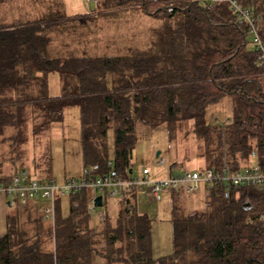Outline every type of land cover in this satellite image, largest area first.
<instances>
[{"label": "trees", "instance_id": "16d2710c", "mask_svg": "<svg viewBox=\"0 0 264 264\" xmlns=\"http://www.w3.org/2000/svg\"><path fill=\"white\" fill-rule=\"evenodd\" d=\"M237 1L257 15L264 44V0ZM103 6L131 7L160 25L151 29L148 45L104 54L83 43L54 42L88 29L91 17L69 18L48 9L34 20L0 24V144L9 146L4 159L27 172L28 126L39 138L74 109L82 170L92 169L94 177L132 178L138 125L165 126L171 137L189 122L203 145L205 167L239 168L255 159L264 170V61L249 47L248 22L225 2L103 0ZM53 73L62 84L57 96L49 92ZM225 99L231 118L216 124L211 107ZM41 157L44 165L35 167L49 179L50 156ZM168 192L169 256L153 257L152 219L138 212L137 188L122 194L116 220L106 215L101 222L87 212L94 192L86 189L57 199L53 228L31 204L9 216L8 231L0 237V264H264V187H215L203 193L202 212H188L177 191Z\"/></svg>", "mask_w": 264, "mask_h": 264}, {"label": "rangeland", "instance_id": "374dc122", "mask_svg": "<svg viewBox=\"0 0 264 264\" xmlns=\"http://www.w3.org/2000/svg\"><path fill=\"white\" fill-rule=\"evenodd\" d=\"M65 1L68 8L73 6L72 9L70 7L71 11L69 10L72 14L78 12L77 7L94 9L97 4L95 3L96 0H75L76 3L73 0ZM58 2L59 0H25L17 3L13 2L12 8L16 9L18 6V8L23 7L24 10L31 11L34 5L40 6L44 3ZM101 9L103 10L98 13L99 15L95 13L89 16L91 18L95 17V19H90L88 29L87 27L84 28L85 38L88 37L91 40L90 46H96L97 53L115 54L118 51L122 52L126 46L148 45L151 29L160 25L159 22L143 14L140 10L131 7L116 6L107 9L102 6ZM249 47H254L253 37H250ZM57 76L58 74L49 77V91L53 96L61 93L59 82H54ZM211 109L215 116L213 122H216V124H223L231 118V106L227 99L211 107ZM72 111L75 110L68 109V114L65 116L66 120L54 125L49 132L42 134L39 138L32 135V125L28 126L29 140L24 146L26 156L23 161L25 167L30 169L27 171L29 176L37 179L45 176L40 173L39 168L34 170L36 168L35 164L40 167L44 165L46 157H41L44 155L50 156L51 172L58 181L63 179L66 168L71 169L72 165L79 164V150L77 148L76 151L77 143L74 141L78 138L79 125L76 113L74 114ZM11 131L12 129L9 128L4 136ZM74 135L77 137H74ZM136 136V145L133 152L134 176L139 177L144 168L151 170L152 179H159L169 175H179L184 172L199 170L206 166L204 159L201 157L203 145L192 133L191 122L186 123L184 128L174 132L171 137L165 126L151 128L138 125ZM66 137L70 140L67 141ZM49 141L50 144H48ZM80 145L79 141V147ZM113 145L114 131L111 129L108 133V148L111 153L113 152ZM8 149V144H0V157L2 159L0 179L9 178L21 170L18 163L13 164L4 159L9 158L6 155ZM162 160L163 164L158 166L157 163ZM251 163L255 165L256 160L252 159ZM68 164L70 166H67ZM203 193L201 191L186 198H179L188 212H202L207 210V197ZM121 202L122 196L105 199L104 205L97 210L96 214L92 215L93 219L99 221L98 216L102 213L107 215L109 219L116 220V216L121 209ZM42 204L44 203L42 202ZM137 209L139 213H146L152 219L151 240L154 259L158 260L160 257L171 255L173 244L170 193L165 192L161 194L157 201L151 202L142 189H137ZM15 212H18V210H15ZM62 212L64 217L68 216L69 203L67 199L63 200ZM156 264L162 263L157 261Z\"/></svg>", "mask_w": 264, "mask_h": 264}, {"label": "built area", "instance_id": "2783aa9c", "mask_svg": "<svg viewBox=\"0 0 264 264\" xmlns=\"http://www.w3.org/2000/svg\"><path fill=\"white\" fill-rule=\"evenodd\" d=\"M201 3L213 6L216 3H228L231 10L249 24L250 34L253 37V46L258 53V60L264 61V44L258 32V17L251 9L243 7L237 0H198ZM163 164V160L157 165ZM215 187L229 191L239 187H264V170L257 164L232 168L228 164L215 169H203L184 172L179 175H169L165 178L152 179L151 170L144 168L141 175H132L131 179L114 178L111 175L94 177L92 169L84 168L79 175H69L63 181L55 178H34L26 172H19L6 179H0V196L8 201L9 210H17L20 205H27L31 201H42L44 204L39 212L43 218L55 225L56 201L60 197H69L91 189L94 194L87 204V212L96 214L99 207L95 199L102 196L113 199L122 196L134 188L142 189L151 202L157 201L161 194L168 191H177L179 197H188L198 192L210 193ZM99 221H104L106 215L100 213Z\"/></svg>", "mask_w": 264, "mask_h": 264}, {"label": "crops", "instance_id": "0c3cea01", "mask_svg": "<svg viewBox=\"0 0 264 264\" xmlns=\"http://www.w3.org/2000/svg\"><path fill=\"white\" fill-rule=\"evenodd\" d=\"M23 1H25V0H21V1L20 0H0V24L1 25H13V24L18 25L19 22H23L25 20H34L36 17H39L43 11H46L48 9H52L53 11H57L60 9L63 12H65L67 17H69V18H76V17H81V16L89 17L90 15L92 16L95 13L98 14L100 11L103 10V9H101L103 6V0H96L95 3H97V4H96V7L94 9L86 8L85 6H84L85 8L77 7L78 12L76 14H72L71 12H69L70 7L72 9L73 6H70L68 8L65 0H59L58 3H49V4L44 3L43 5H40V6L34 5L33 10H31V11H28L26 9L24 10L23 7L18 8L17 5H16L17 6L16 9L12 8L13 2L17 3V2H23ZM73 1H75V0H73ZM74 3H76V1ZM94 19H95V17L92 18L91 20H94ZM78 27H79V25H78ZM84 27H85V25H84ZM82 29L83 28H80L76 33H73L72 36H69L67 34V35H63V36H60L58 38H55V40H54L55 44H57L56 42H64V43H69V44L83 43V44H86V47H88L90 50L94 51L96 49V46H90L89 45V44H91V40L88 37L85 38L84 29H83V31H82ZM90 32H92V31H90ZM42 34H40V36ZM51 75L56 76L57 74L56 75H55V73L50 74L49 77ZM55 81L59 82L58 84L60 87V91L62 92V84H61V80H60L59 75L57 76V79H54V82ZM73 113L74 114L76 113V118H78V125H79L80 122H79L78 110H75ZM67 114H68V110H66L64 112V120H66L65 116ZM74 137H77V136L74 135ZM66 138H67V141L70 140L68 137H66ZM74 141H75V143H77L75 149H76V151H77V148L79 150L80 161H79V164L74 165V166L72 165L71 169H69V167L66 168L63 179L61 181H63L69 175H79L82 171V168H83L82 160H81V145L79 147V141H80L79 127H78V138L75 139ZM0 162H1V157H0ZM1 165H2V163L0 164V166ZM67 166H70V165L68 164ZM51 168H52V166H51ZM35 169L36 168H34V170ZM28 170H30V169L28 168ZM20 172H26V171L20 170ZM44 177H47V176H43V178ZM48 177L54 178L51 171H50V175ZM8 201H9V199H7L6 197L0 196V237L6 235V233L8 231V218H9V216L17 215V213L20 212L21 210L25 209L28 204L35 206L38 212H39L40 207L43 205L41 201H31L25 206L20 205L17 208L18 212H15V211L12 212L13 210H9V208H8ZM121 205H122V202H121ZM40 215H41V213H40ZM45 221L48 224H50L53 228V224L50 221H47V220H45Z\"/></svg>", "mask_w": 264, "mask_h": 264}, {"label": "water", "instance_id": "95a60500", "mask_svg": "<svg viewBox=\"0 0 264 264\" xmlns=\"http://www.w3.org/2000/svg\"><path fill=\"white\" fill-rule=\"evenodd\" d=\"M25 173V172H23ZM130 173H132V170L130 171ZM95 203H96V206L101 208L103 206V202H102V196H98L96 199H95Z\"/></svg>", "mask_w": 264, "mask_h": 264}, {"label": "bare ground", "instance_id": "6f19581e", "mask_svg": "<svg viewBox=\"0 0 264 264\" xmlns=\"http://www.w3.org/2000/svg\"><path fill=\"white\" fill-rule=\"evenodd\" d=\"M130 179V178H129Z\"/></svg>", "mask_w": 264, "mask_h": 264}]
</instances>
